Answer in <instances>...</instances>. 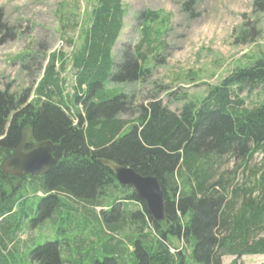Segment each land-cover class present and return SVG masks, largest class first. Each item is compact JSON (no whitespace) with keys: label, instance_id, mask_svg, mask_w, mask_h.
<instances>
[{"label":"trees","instance_id":"trees-1","mask_svg":"<svg viewBox=\"0 0 264 264\" xmlns=\"http://www.w3.org/2000/svg\"><path fill=\"white\" fill-rule=\"evenodd\" d=\"M92 2L90 26L74 56L73 99L64 96L55 56L37 85L36 101H30L31 89L22 96L9 87L0 89V192L14 193L0 203V219L12 213L18 192L16 186L6 187L11 178L2 165L29 129L27 151L39 143L55 146L50 172L30 181L48 196L40 219L51 220L69 209V215L97 222L87 238L79 239L77 262L73 246L62 250L49 243L34 252L37 264H79L84 250L93 264H223L227 257L239 264L244 257H264V97L249 107L242 98L246 92H264V55L239 64L200 103L173 113L152 100L131 123L122 118L123 93L111 87L142 83L151 74L150 57L165 43L153 46L167 33L169 19L153 12L141 18L142 40L117 74L113 51L124 27L122 0ZM103 161L156 178L165 197L166 221L155 223L145 204L131 188L119 185ZM228 161H235L234 170H223ZM107 199H114L111 209L105 206ZM129 203L143 210L134 214ZM96 209L102 210L96 215ZM126 228L131 235L118 238ZM7 241V236L1 240L2 247ZM173 241L190 249L193 262L184 253H172ZM126 242L132 247L129 263ZM101 252L102 261L95 257Z\"/></svg>","mask_w":264,"mask_h":264},{"label":"rangeland","instance_id":"rangeland-1","mask_svg":"<svg viewBox=\"0 0 264 264\" xmlns=\"http://www.w3.org/2000/svg\"><path fill=\"white\" fill-rule=\"evenodd\" d=\"M189 1L122 0L124 27L113 51V71L117 74L119 65L132 57L142 40L141 18L153 12L169 19L167 33L153 46L165 43V49L150 57L151 74L142 83L110 86L120 90L125 98L123 119L135 122L140 117V107L152 100L179 113L186 104L200 103L210 88L222 83L239 64L246 65L249 58L264 55V0H197L188 4ZM95 4L92 0H0V89L9 87L18 96L31 89L30 101H36L37 85L55 56V73L64 96L73 99L77 82L74 56L83 44ZM159 27L164 28L163 24ZM263 97L261 89L242 96L247 107ZM234 168L235 161L223 165V170ZM16 187L13 211L0 219V264H37L34 252L49 243H58L62 250L73 246L77 262L78 241L89 236L96 220L85 221L74 213L71 216L69 209L51 220L40 219L39 211L48 196L39 194L30 181ZM113 201L107 199L105 206L111 209ZM68 204L75 203L68 200ZM132 204L128 206L134 214L143 210ZM101 210L94 212L97 215ZM125 230L117 237L123 239L133 232ZM6 236L7 244L2 247L1 240ZM128 244L127 263L131 262L132 253ZM177 252L193 262L190 249L173 241L172 253ZM86 253L82 251L79 264H93ZM104 256L105 252H101L95 257L102 261ZM233 260L227 257L223 264H232ZM239 264H264V257H244Z\"/></svg>","mask_w":264,"mask_h":264},{"label":"water","instance_id":"water-1","mask_svg":"<svg viewBox=\"0 0 264 264\" xmlns=\"http://www.w3.org/2000/svg\"><path fill=\"white\" fill-rule=\"evenodd\" d=\"M32 142L29 129L23 133L19 147L2 165L6 177L23 179L25 177H42L47 175L55 164L53 153L55 146L50 142L35 144L27 151ZM115 175L120 186L129 187L139 201L145 204L148 214L155 223L166 221V203L160 182L154 177H143L135 171L103 161Z\"/></svg>","mask_w":264,"mask_h":264},{"label":"flooded vegetation","instance_id":"flooded-vegetation-1","mask_svg":"<svg viewBox=\"0 0 264 264\" xmlns=\"http://www.w3.org/2000/svg\"><path fill=\"white\" fill-rule=\"evenodd\" d=\"M31 180H32L31 177H25L23 179L11 178V179L6 180V187L8 189H10V190H13L14 186H16V185L22 186V185H24L25 183H28ZM13 194H14L13 192L11 193V192H8V191H6L5 193L0 192V203L1 204L4 203L6 201V199L10 198Z\"/></svg>","mask_w":264,"mask_h":264},{"label":"crops","instance_id":"crops-1","mask_svg":"<svg viewBox=\"0 0 264 264\" xmlns=\"http://www.w3.org/2000/svg\"><path fill=\"white\" fill-rule=\"evenodd\" d=\"M39 194H41V193H39ZM45 195V194H44ZM231 258V257H230ZM223 261H225V258H224V260Z\"/></svg>","mask_w":264,"mask_h":264}]
</instances>
